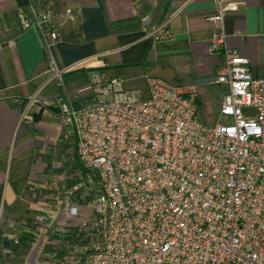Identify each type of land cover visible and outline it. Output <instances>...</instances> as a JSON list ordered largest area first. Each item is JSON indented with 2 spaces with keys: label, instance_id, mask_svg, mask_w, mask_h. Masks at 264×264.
Returning a JSON list of instances; mask_svg holds the SVG:
<instances>
[{
  "label": "built area",
  "instance_id": "built-area-1",
  "mask_svg": "<svg viewBox=\"0 0 264 264\" xmlns=\"http://www.w3.org/2000/svg\"><path fill=\"white\" fill-rule=\"evenodd\" d=\"M216 1L209 52L224 64L211 84L228 86L217 124L199 119L198 85L158 77L147 98L114 78L97 83L85 104L56 99L80 161L98 176L93 213L80 222L90 242L64 264H264V78L227 43L224 18L238 1ZM20 17L47 47L59 40L64 15L52 0ZM150 35L172 33L165 23ZM70 214L80 212L71 206Z\"/></svg>",
  "mask_w": 264,
  "mask_h": 264
},
{
  "label": "crops",
  "instance_id": "crops-1",
  "mask_svg": "<svg viewBox=\"0 0 264 264\" xmlns=\"http://www.w3.org/2000/svg\"><path fill=\"white\" fill-rule=\"evenodd\" d=\"M237 1L239 10L224 18L227 43L250 60L254 77L264 78V0ZM52 2L64 18L59 40L47 47L20 17L37 0H0V264H57L50 254L57 237L69 231L67 212L87 206L55 195L66 178L56 176L54 160L65 128L57 98L85 104L94 99L97 83L114 78L140 98L149 97L150 77L199 89L219 85L221 105L228 91L225 84H211L224 64L222 55L209 52L216 0ZM165 23L172 36L150 35ZM71 146L77 161L76 144Z\"/></svg>",
  "mask_w": 264,
  "mask_h": 264
},
{
  "label": "rangeland",
  "instance_id": "rangeland-1",
  "mask_svg": "<svg viewBox=\"0 0 264 264\" xmlns=\"http://www.w3.org/2000/svg\"><path fill=\"white\" fill-rule=\"evenodd\" d=\"M199 91V119L203 123L213 126L217 124L221 118L222 88H220L219 85H213L210 87H200ZM222 120L225 121L226 118L222 117ZM62 126L64 127V125ZM64 129L61 128V135H63V137L56 140L54 160L59 164L56 176L65 174L66 178L64 179V190H59L57 188L55 195L57 199L60 200L66 196L68 204H73L74 201H81L87 206L78 205L80 211L79 216H74L67 212V226H69V231L62 232V234L57 237L58 241L52 248L54 250L53 253H57V264H64L63 261H65L66 257H73L76 254L83 255L90 239H88L87 233L80 226V222L85 218L82 217V212L88 211L91 214L93 213L92 204L98 194V184L96 178L93 176V172L84 167L78 155H76L77 161H75L74 151L71 146V144H76L75 138L67 133L66 128ZM65 132L67 137H65ZM67 143L70 144L69 147L66 146Z\"/></svg>",
  "mask_w": 264,
  "mask_h": 264
},
{
  "label": "trees",
  "instance_id": "trees-1",
  "mask_svg": "<svg viewBox=\"0 0 264 264\" xmlns=\"http://www.w3.org/2000/svg\"><path fill=\"white\" fill-rule=\"evenodd\" d=\"M197 104H198V107H199V104H200V99H198L197 101ZM78 155V154H77ZM81 162V161H80ZM82 163V162H81ZM87 171V170H86ZM93 176L96 178V180L98 179V176L96 174L93 173Z\"/></svg>",
  "mask_w": 264,
  "mask_h": 264
}]
</instances>
